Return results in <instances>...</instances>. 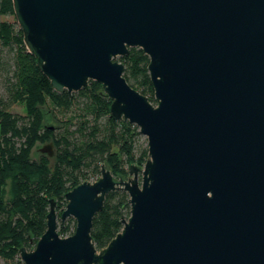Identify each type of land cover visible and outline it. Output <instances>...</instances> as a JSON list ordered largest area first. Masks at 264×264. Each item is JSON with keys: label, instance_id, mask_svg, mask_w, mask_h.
I'll return each instance as SVG.
<instances>
[{"label": "water", "instance_id": "obj_1", "mask_svg": "<svg viewBox=\"0 0 264 264\" xmlns=\"http://www.w3.org/2000/svg\"><path fill=\"white\" fill-rule=\"evenodd\" d=\"M27 50L50 87L94 80L110 115L145 136L143 166L64 193L57 231L19 248L23 264H264V0H12ZM148 56L153 104L117 57ZM53 144L39 148L53 155ZM128 193L121 229L97 248L90 231L108 192Z\"/></svg>", "mask_w": 264, "mask_h": 264}, {"label": "trees", "instance_id": "obj_2", "mask_svg": "<svg viewBox=\"0 0 264 264\" xmlns=\"http://www.w3.org/2000/svg\"><path fill=\"white\" fill-rule=\"evenodd\" d=\"M1 16L10 19H0V61L5 70L0 93V258L23 264L19 248H32L44 232L50 198L58 205L66 202L64 193L86 179H97L102 163L115 179L125 178L130 164L143 166L148 149L145 139L139 142L135 124L110 115L111 99L100 92L98 82L89 80L71 94L52 89L24 44L12 0H0ZM118 60L127 82L155 104L148 56L130 47ZM12 104H22L23 113L12 112ZM44 110L60 125L45 123ZM37 142H52L53 155L32 157ZM128 209L126 191L106 194L92 219L90 234L97 248L121 229V215ZM72 225L71 230L60 226L57 231L71 234L75 220Z\"/></svg>", "mask_w": 264, "mask_h": 264}, {"label": "rangeland", "instance_id": "obj_3", "mask_svg": "<svg viewBox=\"0 0 264 264\" xmlns=\"http://www.w3.org/2000/svg\"><path fill=\"white\" fill-rule=\"evenodd\" d=\"M0 19H10V17L9 16H1ZM117 59H118V57H117ZM4 72H5V70L3 69V63H1V61H0V93H2V77H3ZM9 109L12 112L21 114L24 111V106L22 104H12ZM44 116H45V119H44L45 123H52L54 125H60L58 121L55 122V121L51 120L49 118V113L47 111H45V110H44ZM144 139L146 140L145 136L140 133L139 134V142H143ZM46 143L47 142H43V143L42 142H37V144L33 148L32 157L35 158L37 156V154H40V153H44V154L47 155L46 151L45 152H41L39 150V148L43 147L44 144H46ZM52 150L54 152V146H53ZM127 175H128V173H127ZM127 175H126V177H127ZM99 176L100 175H98V177ZM86 180L94 181V179H86ZM6 187L8 188V185ZM7 195H9V193ZM65 201H66V199H65ZM59 205L58 204L55 205V210H56V213H57V230H58V228L60 226H67L69 228V230H71L72 226H73L72 225V221L75 220V219L73 217L69 216V217H66L63 222H61L60 219H59V215H60V212L62 211V209L65 208L66 202H63L62 204H59ZM128 214H129V209H128V213H126V210H124L123 215L127 216ZM0 264H19V263H11V262L8 263V262H5L2 258H0Z\"/></svg>", "mask_w": 264, "mask_h": 264}]
</instances>
